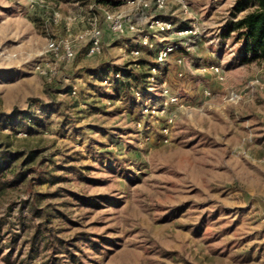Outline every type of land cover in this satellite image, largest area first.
I'll use <instances>...</instances> for the list:
<instances>
[{"label": "rangeland", "instance_id": "obj_1", "mask_svg": "<svg viewBox=\"0 0 264 264\" xmlns=\"http://www.w3.org/2000/svg\"><path fill=\"white\" fill-rule=\"evenodd\" d=\"M126 1L0 0V151L14 156L4 177L46 171L39 216L23 180L0 195V264L35 251L31 264H264V59L243 61L233 34L220 35L246 10L165 0L146 12L172 28L138 15V30L118 36L104 13L133 14ZM92 15L101 51L80 43L52 79L39 75L47 41Z\"/></svg>", "mask_w": 264, "mask_h": 264}, {"label": "built area", "instance_id": "obj_2", "mask_svg": "<svg viewBox=\"0 0 264 264\" xmlns=\"http://www.w3.org/2000/svg\"><path fill=\"white\" fill-rule=\"evenodd\" d=\"M126 3L130 8L134 9L133 14L125 13L123 10L106 11L104 13V21L107 23L109 29L118 36H123L128 33L137 31L136 18H148V26H157L160 30H168L173 27V23L168 19H164L155 14H150V19L147 15V10L153 6L155 9L162 8L165 0H127ZM147 22V21H146ZM193 29H179L178 33L192 32ZM137 42L140 46H148L150 42L146 34L139 35ZM80 43L86 46L87 55H95L101 51L102 46V27L96 15L89 16L86 25L80 31L73 33L69 32L61 37L50 38L47 41L45 55L34 65V70L41 76L52 79L57 71V66L62 61H69L75 57L76 48ZM177 47L176 44L161 47L157 51V64H154L150 69L156 72L158 63L163 61L167 55ZM133 55L139 54V48L131 50ZM181 61V59H179ZM214 70L218 71L217 66H213ZM153 73L150 76L153 77ZM121 76V72L116 71L112 75H104L100 82L104 86H111V84ZM220 78H222L220 76ZM166 91V90H165ZM71 92L75 94L76 87L73 85ZM140 95L138 96V98ZM175 97L172 98L174 100Z\"/></svg>", "mask_w": 264, "mask_h": 264}, {"label": "trees", "instance_id": "obj_3", "mask_svg": "<svg viewBox=\"0 0 264 264\" xmlns=\"http://www.w3.org/2000/svg\"><path fill=\"white\" fill-rule=\"evenodd\" d=\"M246 10L240 17L227 20L221 27L220 35L224 38L233 34L234 41L239 42V51L243 61L253 59H264V0H237L232 14ZM86 49V48H85ZM138 64L146 65L145 59H138ZM156 63H148V69ZM133 78L138 79V75L132 74ZM149 75V73H148ZM13 154L0 151V195L4 193L7 186L14 181L23 180L26 190L32 193L29 202V208L34 216L40 215V209L36 206V196L42 195L34 190L36 184H42L46 181V171L41 168L40 163L30 165L26 168H17L11 170L10 179L5 178V170L10 166ZM35 197V198H34ZM37 223L32 240L40 235V228ZM37 256V252H28L23 258V263L31 264V261Z\"/></svg>", "mask_w": 264, "mask_h": 264}]
</instances>
